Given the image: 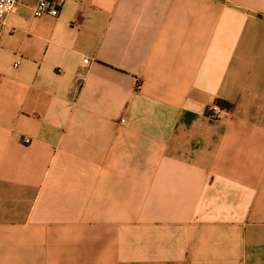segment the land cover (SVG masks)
Returning a JSON list of instances; mask_svg holds the SVG:
<instances>
[{
    "label": "crops",
    "instance_id": "1",
    "mask_svg": "<svg viewBox=\"0 0 264 264\" xmlns=\"http://www.w3.org/2000/svg\"><path fill=\"white\" fill-rule=\"evenodd\" d=\"M36 2L0 20V264H264V0Z\"/></svg>",
    "mask_w": 264,
    "mask_h": 264
},
{
    "label": "built area",
    "instance_id": "2",
    "mask_svg": "<svg viewBox=\"0 0 264 264\" xmlns=\"http://www.w3.org/2000/svg\"><path fill=\"white\" fill-rule=\"evenodd\" d=\"M18 0H0V20L5 19L8 13H10L16 6ZM65 0H37L34 7V14L36 17H42L44 15L57 16L60 12V7ZM85 64L89 63L88 58H84ZM87 74L84 72L77 73L74 76L71 93L76 97L79 94L81 87L83 86ZM223 107L218 100L214 101L207 107V113L211 117H217V113L221 111ZM26 142H29V138H26Z\"/></svg>",
    "mask_w": 264,
    "mask_h": 264
},
{
    "label": "trees",
    "instance_id": "3",
    "mask_svg": "<svg viewBox=\"0 0 264 264\" xmlns=\"http://www.w3.org/2000/svg\"><path fill=\"white\" fill-rule=\"evenodd\" d=\"M219 102H220V104H221L223 107H230V106H231L230 104H228V103H226V102H224V101L219 100Z\"/></svg>",
    "mask_w": 264,
    "mask_h": 264
}]
</instances>
